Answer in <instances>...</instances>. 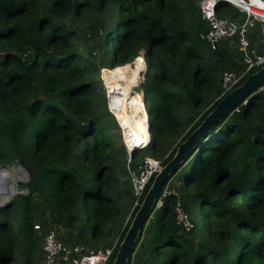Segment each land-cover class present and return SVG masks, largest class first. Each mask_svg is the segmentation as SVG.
Segmentation results:
<instances>
[{
	"label": "trees",
	"instance_id": "obj_1",
	"mask_svg": "<svg viewBox=\"0 0 264 264\" xmlns=\"http://www.w3.org/2000/svg\"><path fill=\"white\" fill-rule=\"evenodd\" d=\"M200 1L0 0V166L18 163L30 176L28 195L12 197L0 209V264H34L39 248L43 256L33 227L38 199L50 214L39 223L61 224L67 230L62 238L92 249L113 244L108 237L121 217L117 198L125 193L135 200L130 181L122 190L119 174L127 175V153L109 131L118 125L106 108L99 69L82 51L77 23L91 12L106 18L99 50L103 58L114 50L105 66L129 72V65L145 57L142 87L152 139L135 152L132 167L147 157L165 166L222 100V75L242 68L235 47L226 43L212 51L201 41ZM217 15L242 19L227 4L217 7ZM125 99L130 113L134 99L132 104ZM239 109L171 176L186 196L193 230L180 231L178 198L165 199L129 264H264V94L255 92ZM16 182L3 185L4 196Z\"/></svg>",
	"mask_w": 264,
	"mask_h": 264
},
{
	"label": "built area",
	"instance_id": "obj_2",
	"mask_svg": "<svg viewBox=\"0 0 264 264\" xmlns=\"http://www.w3.org/2000/svg\"><path fill=\"white\" fill-rule=\"evenodd\" d=\"M220 4H227L237 9L241 13L242 19L237 21L220 18L217 15V7ZM198 8L201 19L205 23V29L200 34L201 41L212 51H216L224 44L228 43L229 46L235 47L239 51L241 57V69L228 70L222 75V94L219 98L221 100L230 92L243 85V83L254 74V71H259L264 67V54L259 53V51L254 48L251 41V36L258 28L261 29V32L264 35V0H202L199 2ZM145 62L146 66L143 71L144 73L147 72L146 59ZM257 93L264 94V86H262ZM143 105L145 110L144 113H142L141 106L140 110L133 115H137V118L144 119L145 116L148 117L146 124L147 127H149L148 134L150 139L148 143L145 142L138 148L139 151L147 149L151 144L152 139L150 119L146 110L145 97ZM244 105L247 104L244 103ZM109 112L115 117L123 136L126 137L127 133L119 123L118 116L111 110V108L109 109ZM239 112V108L234 111V113ZM124 146L125 149H127L126 140L124 141ZM127 155L132 161L133 155ZM163 167V160L147 157L141 165L130 171L131 189L135 199L133 211L141 206V200L144 197L146 190L150 184H152L155 177L162 171ZM172 183L173 181H170L164 188L161 198L157 202L156 210L163 207L165 199L172 196L177 197L178 202L175 207L176 224L180 231L190 233L194 228V224L180 197V193L172 186ZM28 192L29 191L27 190V195ZM33 227L42 241L41 249L43 264H110L112 258L116 256L119 250V241L106 248L91 249L82 242H67L61 237L57 229L50 225L44 227L41 223L35 221Z\"/></svg>",
	"mask_w": 264,
	"mask_h": 264
},
{
	"label": "rangeland",
	"instance_id": "obj_3",
	"mask_svg": "<svg viewBox=\"0 0 264 264\" xmlns=\"http://www.w3.org/2000/svg\"><path fill=\"white\" fill-rule=\"evenodd\" d=\"M105 21H106V18L103 17V18L99 19L97 14H95L94 12H91V14L84 16L82 18V23L78 22L75 28L78 30V32L81 36V43L84 47V48H82V51H85L84 52L85 57L90 59L92 62H94L96 67L99 69L97 80H99V82H101V84L103 85V91H104L103 93L105 96L106 108H107L108 112H109V109L111 108L112 111H114V113L118 116L119 123L124 124L127 127V129L129 130V132H130L129 138L130 139H137L139 137V134L142 131V129H145L146 125L143 122H140L141 124L138 125V127L131 128L129 121L131 122V125L132 124L135 125L138 123L137 121L140 119L137 118V115L132 116V113H131V117H129V113H127V110H125V108H123V110L125 111L126 116L128 117L129 121L125 120L124 115H121L122 114L121 110L118 111V109L114 105L119 103V102L122 103V101H121L122 97H123V99L126 98L125 100H128V102L130 104L133 103L132 99H134V108L136 109L135 111L140 110V107L142 106V113H144V111H145L143 108V106H144L143 105L144 89L142 87V79H143L142 74L144 73L143 71L145 70V66H146L145 57L143 55H141L138 59H136L134 61V63L132 65H129V67L131 69L129 72L116 71V70L126 69V67L123 69H118V68H112V67H110V65L105 66L104 61L109 62L111 60L110 54L114 50V46L110 47L107 51V57L106 58H103V56L101 55V52L99 50L100 46L104 45V41H105L104 36L106 35V31H107V29L102 30L100 24L105 23ZM113 22L111 23V26H113ZM111 32H112V30H111ZM259 39H262V38L260 37V35L257 34L255 36L254 41L259 40ZM106 71H108L110 73L121 74V76H123V74H124L123 79L121 81H113V79L109 76V73L107 74ZM133 71L135 73H137V75L135 77H134ZM108 76H109V78H108ZM111 82H118L120 84L112 86V85H110ZM110 88H115V89L110 91L109 90ZM114 99H115V101H114ZM111 102H112V105H111ZM214 102L215 101H213V99L211 101H209L208 107H211ZM141 119H143V118H141ZM109 131L111 132L112 135L116 136V138H117L116 141H117L119 147L124 146V141L126 140V137L123 136V133H122L119 125H118V128H115V129L112 128V129H109ZM147 132L149 133L148 130H147ZM175 147H176V145H175ZM128 149H129L128 154H132L133 149H131L129 147H128ZM125 160H126V164L123 165V170L126 172L127 175L123 176V175L119 174V178H120L121 183L123 185L122 186L123 191L125 190V184L124 183L130 181V171L133 170V167H132L133 162L130 160V158H128V155H126ZM142 163H143L142 161H138L136 164H137V166H139ZM16 167H19L18 163H13L11 165L6 166L5 168L9 169L11 174L13 175L14 174L13 170ZM21 173L24 176V172L21 171ZM11 179L13 180L14 178H11ZM21 179H24V177H22ZM20 180H18V182H17V186L15 187L16 188L15 191L11 192L9 190V193L5 192L6 194H5L4 198L8 199L10 193L17 194V195H12L11 197H9L10 199L14 196H15L14 197V199H15L16 197H18L20 195H27L28 189H26V187H25V185L27 184V181H25L26 178L22 181H20ZM173 186L177 191L180 192L182 200H185L186 196L183 194L177 178L174 179ZM129 189H131V186L129 187ZM13 200L9 204H11L13 202ZM2 201H3V199H2ZM9 204H7L3 207H0V209L7 207ZM116 205L118 206V208L121 211V217H120L119 222H118L120 224V227L115 232H113L110 235V237H108L109 243L111 242L113 244L115 242L119 241L120 235H121L123 229L126 227L127 223L129 222V220L133 214V209L135 206V200L133 201L132 196H128L124 193L120 197L117 198ZM34 214H36L38 217L36 220L37 223H39L38 219L40 218L41 215H42V217H44V215H46V216L48 215V217H50L48 209L43 205V203L39 199L37 201H35ZM53 227L57 229V231L60 235L67 233V230L61 224H57L56 226H53ZM74 242H76V241H74ZM99 245H101V244H99ZM101 248H105V246L103 247L101 245L97 249H101ZM136 259H138V257L134 258V260H136ZM33 262H34V264H43L42 263L43 259H42L41 253H40V248L38 251L35 252V254L33 256Z\"/></svg>",
	"mask_w": 264,
	"mask_h": 264
},
{
	"label": "water",
	"instance_id": "obj_4",
	"mask_svg": "<svg viewBox=\"0 0 264 264\" xmlns=\"http://www.w3.org/2000/svg\"><path fill=\"white\" fill-rule=\"evenodd\" d=\"M263 84L264 67L252 74L243 85L223 98L215 110L189 136V138L180 145L176 156L163 167L162 171L155 177L151 184L131 227L119 246L113 264H129L130 258L139 243L140 235L156 210L157 202L164 188L170 182L171 176L187 163L195 149L211 136L219 123L231 115L241 105H244V103L247 104L248 100L253 97V94L257 92ZM0 168L5 169L4 166H0ZM19 168L26 174V181L28 183V181H30L28 171L23 169L21 165H19Z\"/></svg>",
	"mask_w": 264,
	"mask_h": 264
},
{
	"label": "bare ground",
	"instance_id": "obj_5",
	"mask_svg": "<svg viewBox=\"0 0 264 264\" xmlns=\"http://www.w3.org/2000/svg\"><path fill=\"white\" fill-rule=\"evenodd\" d=\"M106 73L108 74L109 73V76L113 79V81H121L122 79H123V76H124V74H123V76H121V74H117V73H110V72H108V71H106ZM109 76H108V78H109ZM136 76V74L134 73V77ZM120 83H118V82H111L110 83V85H119ZM113 89H115V88H110L109 90L110 91H112ZM114 101H115V99H114ZM121 101H122V103L121 102H119V103H117V104H113L114 106H116V108L118 109V111L119 110H121V112H122V115H124V117H125V120H127V121H129V119H128V117L126 116V113H125V111L123 110V108H124V105H123V97H122V99H121ZM112 110V109H111ZM126 110V109H125ZM136 109L134 108V110H132L130 113L127 111V113H129V117H131V113H132V115L133 114H136V112L137 111H135ZM120 112V113H121ZM133 116H135V115H133ZM140 120H138V121H140V122H143L146 126H147V124H146V119H141V118H139ZM137 121V122H138ZM129 123H130V125H131V122L129 121ZM122 126H123V128L125 129V131H126V137H127V139H126V148L128 149V147L129 148H131V149H133V153L134 152H137V151H139L138 150V148L143 144V143H145V142H147L148 143V141H149V139H150V136H149V134H148V132H147V130H145V129H142V131L140 132V134H139V137L137 138V139H135V140H132V139H130L129 138V135H130V132H129V130L127 129V127L124 125V124H121ZM129 152V149L127 150V153ZM131 153V152H130ZM132 153V154H133ZM18 168V169H17ZM17 168H15L14 170H13V175L11 174V172H10V170L7 172V174H6V172L4 171L5 169H3V168H0V207H3V206H5V205H7V204H9V202H10V198L9 197H11L12 195H9V197H8V199H6V198H4L5 196L3 195V191H2V189H3V185L6 183V182H13L14 180L15 181H17L18 182V180H20L22 177H24V179L26 178V174L24 173V176L22 175V173H21V169L19 168V167H17ZM7 170V169H6ZM11 178H14L13 180L11 179ZM24 179H21L20 181H22V180H24ZM5 180V181H4ZM26 181V180H25ZM16 182V183H17ZM16 186H17V184H16ZM15 186V187H16ZM8 187V189H9V186H7ZM15 187H13L10 191L11 192H14L15 191ZM8 193H9V190L7 191ZM2 199H3V201H2ZM2 204V205H1Z\"/></svg>",
	"mask_w": 264,
	"mask_h": 264
},
{
	"label": "crops",
	"instance_id": "obj_6",
	"mask_svg": "<svg viewBox=\"0 0 264 264\" xmlns=\"http://www.w3.org/2000/svg\"><path fill=\"white\" fill-rule=\"evenodd\" d=\"M254 33H257L258 35H260V37L262 39H259V40H255L254 43H253V46L255 47V49H257L258 51H260L261 53H264V35L263 33L261 32V29L258 28L254 31ZM256 34V35H257ZM254 35V34H253ZM255 35V36H256Z\"/></svg>",
	"mask_w": 264,
	"mask_h": 264
},
{
	"label": "clouds",
	"instance_id": "obj_7",
	"mask_svg": "<svg viewBox=\"0 0 264 264\" xmlns=\"http://www.w3.org/2000/svg\"><path fill=\"white\" fill-rule=\"evenodd\" d=\"M147 67H148V64H147ZM258 72V71H257ZM144 97H145V95H144ZM145 102H146V100H145ZM114 117V116H113ZM125 147V146H124ZM126 150V153H127V149H125ZM128 154V153H127ZM135 154V152L132 154V155H134ZM153 183V182H152Z\"/></svg>",
	"mask_w": 264,
	"mask_h": 264
}]
</instances>
